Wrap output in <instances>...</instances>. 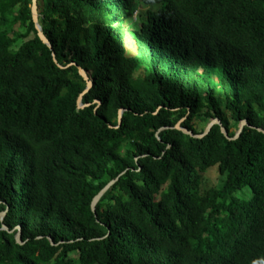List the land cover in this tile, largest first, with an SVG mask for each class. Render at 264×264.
Listing matches in <instances>:
<instances>
[{
	"label": "trees",
	"instance_id": "1",
	"mask_svg": "<svg viewBox=\"0 0 264 264\" xmlns=\"http://www.w3.org/2000/svg\"><path fill=\"white\" fill-rule=\"evenodd\" d=\"M32 4L0 0V264H264V0H37L52 48Z\"/></svg>",
	"mask_w": 264,
	"mask_h": 264
},
{
	"label": "water",
	"instance_id": "2",
	"mask_svg": "<svg viewBox=\"0 0 264 264\" xmlns=\"http://www.w3.org/2000/svg\"><path fill=\"white\" fill-rule=\"evenodd\" d=\"M32 16H33V20H34V22H35V26H36V28H37V31H38V35H39V37L47 44V45H49L51 48H52V45H51V43H50V41L48 40V38H47V36L44 34V32H43V30H42V28H41V26H40V24H39V21H38V7H37V0H33V4H32ZM53 56H55V53L53 52ZM55 58V57H54ZM79 71H80V74L82 75V76H84L87 80H88V76L86 75V73H85V71L81 68V67H79ZM92 86V82L90 81V80H88V87L86 88V90H85V92H87L88 90H89V88ZM82 96L79 98V101H78V104H79V107H84L85 105L82 103ZM122 112H123V109H120V111H119V121H121V117H122ZM215 123H220L221 124V122H220V120L219 119H217V118H214L209 124H208V126L206 127V129H205V131H204V133H202V134H197V135H194L193 133H192V131H189V130H187V129H185V128H183V127H181L179 124H177V128H179V129H181V130H183L185 133H188V134H190V135H193V136H197V137H202V136H204V135H206L209 131H210V129H211V127L215 124ZM245 124H247V121L246 120H243L242 122H241V124H240V128H239V130L237 131V133H236V135H235V137L234 138H236L240 133H241V131H242V129H243V127H244V125ZM221 129H222V132L228 137V133H227V131H226V129L221 125ZM259 130H262V131H264L263 129H259ZM116 180H112L111 182H109L100 192H99V194H97L96 196H95V198L93 199V201H92V209L93 210H95V207H96V204H97V202L99 201V199L101 198V196L103 195V193L115 182ZM6 214V211L5 212H3L2 213V218L4 217V215ZM3 228L4 229H7V226L6 225H3ZM17 241L18 242H22L21 241V229H20V227H19V232H18V234H17ZM51 242L53 243V240L51 239Z\"/></svg>",
	"mask_w": 264,
	"mask_h": 264
},
{
	"label": "rangeland",
	"instance_id": "3",
	"mask_svg": "<svg viewBox=\"0 0 264 264\" xmlns=\"http://www.w3.org/2000/svg\"><path fill=\"white\" fill-rule=\"evenodd\" d=\"M141 8H143V7H141ZM129 28H131V27H129ZM127 49H128V53L133 54L135 52L134 48H133L132 41H131V39L129 37L127 38ZM206 127H205V129H206ZM214 168L215 167H212L211 168L212 171L208 172V174L206 176V185L208 187H211V186L218 187L219 185H221L220 176L218 175L217 171Z\"/></svg>",
	"mask_w": 264,
	"mask_h": 264
}]
</instances>
